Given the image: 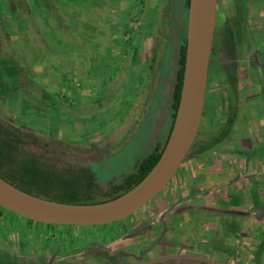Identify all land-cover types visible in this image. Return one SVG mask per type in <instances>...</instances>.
I'll use <instances>...</instances> for the list:
<instances>
[{"label":"rangeland","instance_id":"rangeland-1","mask_svg":"<svg viewBox=\"0 0 264 264\" xmlns=\"http://www.w3.org/2000/svg\"><path fill=\"white\" fill-rule=\"evenodd\" d=\"M185 1L0 0V57L4 60L0 62V120L27 135L32 143L30 149L46 154L55 164L91 169L102 189L120 183L154 148L152 140L157 138L154 129L158 114L165 115L164 123L169 121L165 86L178 69L180 45L187 39L189 11ZM226 2L218 0L216 45L221 36L224 44L229 32L235 37L239 25L246 40L244 45L254 46L263 56L264 29L250 32L241 21L247 20V11L241 13L235 8L227 13ZM130 32L132 41L124 43ZM78 63L82 69H78ZM230 63L227 65L222 56L211 55L207 103L212 109L204 111L199 134L179 168L180 175L154 200L126 220L93 227L29 225L24 224L27 223L24 218L0 209V264H116L115 260L118 264L126 257H114L112 249L98 257L88 256L97 253L101 244L109 243L113 248L121 245L124 238L128 242L140 233V226L150 228L159 221L165 222V226L169 224L166 237L161 239L160 252L176 254L171 243H182L194 252L202 250L197 240L174 239L181 232L178 225L183 221L172 217L176 205L183 209L201 205L200 199L196 204L189 202L201 196L200 190L192 191L191 184L184 189L178 187L181 176L191 169L201 174L206 138L211 139L213 146L251 140L257 125L255 118L264 116V102L253 117L252 107L249 114L245 110L250 108L251 101L244 109L239 108V98L224 87L237 83L228 78L225 81V75L232 76ZM120 66L125 68L119 70ZM262 71L259 74L248 70L249 79L264 83V68ZM149 72L150 86L152 81L157 82L154 89L146 91L136 86L134 79L144 75L148 79ZM8 76L12 77L11 88L7 87L9 80L4 79ZM263 89L260 90L264 97ZM226 91L231 95L227 105L222 98ZM220 117L221 126L226 128L225 138L218 132ZM260 121L264 124V117ZM235 148L238 157L251 160L242 143ZM198 157L195 166L190 165ZM261 183L258 178L252 183L254 200L259 203L257 192ZM256 207L250 219L255 242V255H251L250 263L264 264V218L256 215ZM157 208L161 211L157 212ZM188 216L196 228L202 226L198 223L203 216L201 209L191 210ZM90 243L95 245L87 249ZM215 251L221 253L226 249L217 241L211 244L210 255ZM227 252L231 253V249ZM141 258L126 260L138 264ZM216 262L225 264L222 258ZM242 264L249 262L245 259Z\"/></svg>","mask_w":264,"mask_h":264},{"label":"water","instance_id":"water-1","mask_svg":"<svg viewBox=\"0 0 264 264\" xmlns=\"http://www.w3.org/2000/svg\"><path fill=\"white\" fill-rule=\"evenodd\" d=\"M218 0H190L187 51L180 103L164 151L146 177L113 200L68 204L29 194L0 176V207L34 223L54 226H105L138 213L174 179L192 149L202 123ZM188 259L218 264L205 257H162L143 264Z\"/></svg>","mask_w":264,"mask_h":264},{"label":"crops","instance_id":"crops-1","mask_svg":"<svg viewBox=\"0 0 264 264\" xmlns=\"http://www.w3.org/2000/svg\"><path fill=\"white\" fill-rule=\"evenodd\" d=\"M260 7H264V0H250V15L248 16L249 21L252 23V30L256 32L261 31V25H264V13L262 19H259L260 16H257V10ZM264 10V8H262ZM248 15V14H247ZM130 35V36H129ZM127 36V38L123 39L124 43L131 42V32ZM258 38L261 39L260 36ZM151 41V40H150ZM153 40L150 42L154 45ZM149 45V43H148ZM116 48H119L118 46ZM257 53L256 59L258 64L252 68H246V63L244 62V66L242 71L252 70V72H256L261 74L263 71V66L259 64V60L261 59L260 51L257 49L254 50ZM143 49L141 51V55L143 56ZM248 54V53H247ZM144 59L149 62L145 56ZM136 67V66H135ZM90 68V65L87 67ZM125 68V66H120L119 70ZM78 69H82L80 63H78ZM133 69V68H131ZM147 68L141 70V72L146 71ZM85 70V69H83ZM151 70V69H150ZM150 73V72H149ZM147 79L146 76H140L138 79H134V83L136 86H140L146 91L149 89H154L156 87V80L152 81V85L150 86V77ZM175 75H171L170 80L166 83L165 86V94L167 98V106L169 107V121L164 123L166 118L165 115L160 112L158 114V121L156 123V127L154 129V137H157L152 140L154 143V147L159 144H164L167 140L169 129L172 122V110H171V93L173 90V83L175 80ZM86 77V76H85ZM148 80V81H147ZM264 83L259 80H245L241 81L240 83H236L235 85L232 84L234 88L235 97L239 98L240 102L238 103L239 108L247 107V102L251 101L250 108H246L248 114L251 111V115L254 114L253 117L258 115V111L262 109V102L264 97L261 93V88H264ZM230 87V86H229ZM238 89V90H237ZM264 90V89H263ZM224 97V102L227 105V101L230 98V94L228 91L222 94ZM252 96V97H250ZM251 98V99H250ZM238 108V109H239ZM242 109V110H243ZM264 109V108H263ZM227 111L229 112V108L227 107ZM237 112V109L235 110ZM244 113V112H242ZM252 117V118H253ZM262 117L258 116L255 118L257 125L254 128L253 139H243L241 140L242 146L247 149L248 155L251 160H244L241 157H238V153L235 147L239 146L241 143L234 144L226 142L224 144H218L217 146H213L211 143V139L208 137L206 138V147H204V152L202 156V172L201 174L197 172L195 169H191L189 173L183 174L182 180L178 187L184 189L188 185H195L196 189L202 190L201 196H196V198H192L189 202H193L196 204L199 199L201 200V205H194L192 209H201L202 211V218L199 220L198 223L202 224V233L204 242H206L209 247L211 244L217 243L220 241L225 247L226 251H222L219 253L220 257H209L212 260H218L219 258L224 259L225 264H242L243 261L248 260L249 264H251V255L254 253V248L248 247V256L241 257V249L243 248L242 243L240 242V232H241V224L238 222L240 220L239 215L242 214L244 209V199L247 197L251 198V194L253 190H255L254 186L252 185L253 179L258 178L262 180L264 183V124H261ZM220 117V122L221 123ZM254 119V118H253ZM223 126H219V134H223L224 138L226 128ZM208 145V146H207ZM199 157L191 160L192 162L190 165L195 166L196 162H198ZM180 175L177 173L176 176ZM186 183V185H184ZM245 184L249 185V188L243 191V186ZM188 189V187H187ZM190 190V189H188ZM167 210V209H165ZM183 208L180 207V204L176 205V211L173 212V218L175 215H180L183 213ZM164 214V213H163ZM247 214L250 216V219L253 218L254 213L251 209L247 210ZM186 216V215H184ZM184 220L182 221L183 229L188 230V218L183 217ZM196 218V217H195ZM184 222V223H183ZM27 224V223H24ZM33 225L38 226V223H34ZM250 226V222H249ZM253 228L251 227L250 234H252ZM216 233H218V238L216 241ZM213 234V239L211 235ZM171 236V235H170ZM251 236V235H250ZM175 237V236H174ZM172 238V237H169ZM184 239V238H183ZM185 240V239H184ZM253 243L252 237L248 241V246ZM231 249V253H228L227 250ZM210 250V248H209Z\"/></svg>","mask_w":264,"mask_h":264},{"label":"trees","instance_id":"trees-1","mask_svg":"<svg viewBox=\"0 0 264 264\" xmlns=\"http://www.w3.org/2000/svg\"><path fill=\"white\" fill-rule=\"evenodd\" d=\"M190 0L185 1L189 11ZM13 18V17H12ZM3 20V19H2ZM4 22V21H3ZM42 31V30H40ZM187 39L179 49L178 69L171 93L172 122L165 143L152 149L137 165L134 172L125 176L120 183H111L106 189L89 168L59 166L46 154H37L30 148L32 143L24 133L9 128L0 120V176L29 194L68 204H96L120 197L139 184L158 163L173 128L179 107L186 61ZM0 62H4L0 57ZM9 77V76H8ZM7 87L11 88V79ZM2 83L1 86L5 87ZM0 209H3L0 207ZM6 212H9L3 209ZM11 213V212H10ZM14 214V213H13ZM21 218V217H19ZM27 224H34L26 220ZM39 224V223H38ZM52 226V225H48Z\"/></svg>","mask_w":264,"mask_h":264},{"label":"flooded vegetation","instance_id":"flooded-vegetation-1","mask_svg":"<svg viewBox=\"0 0 264 264\" xmlns=\"http://www.w3.org/2000/svg\"><path fill=\"white\" fill-rule=\"evenodd\" d=\"M225 1H228L224 4L225 5L224 6L225 11H227V13L230 10H233L236 8V10L241 12V13L243 10H246L248 16L250 15L249 14L250 10H251L250 0H225ZM226 6H227V8H226ZM262 8H264V7H260L261 10L260 9L257 10V14H258L257 16H260L259 19H262V17H263L264 12H263ZM248 16H246L247 20L242 18L241 21H243L244 24H247L250 32H252L253 30H252V26L250 25L251 22L249 21ZM229 17H231V16H229ZM226 18L228 19V17H226ZM236 27L239 28L240 26L236 25ZM238 28H236L235 34L232 33L235 37L231 36L230 35L231 33L228 31L229 35L227 34L228 39L225 38V43L221 44L222 43V41H221L222 36H221L220 41L217 45H216L217 35H216V31H215V39H214V45H213V50H212V56L213 55L222 56L225 63H227V65H228V61H231L229 68L232 71V74H231L232 76L226 77V75H225V81H227V78H228L229 80H231V82L236 80L237 83H240L241 81L250 80L248 73H247L248 70H246L245 72H244V70L242 71L243 66H244V62L246 63L245 64L246 68H250V67L254 68L258 64V61L256 59L257 53L254 52V46L244 45L246 40L243 37V30L238 29ZM263 29H264V25L262 24L261 30H263ZM246 53H248V54L250 53L251 54L250 57H248L246 55ZM240 54H241V56L242 55L243 56L241 57ZM244 56H246V57H244ZM259 61H260L259 64H261L264 67V54H263V56H261V59ZM234 62H235V64H234ZM236 82H234V83H236ZM224 83L226 84V82H224ZM229 86L230 85L226 84L224 87H226L227 89L230 88L231 94L235 95L236 92L234 91V88L229 87ZM207 92H208V87H207ZM207 92H206L204 111H206L207 109H210V110L212 109V107L208 106V103H207V101H208V98H207L208 93ZM250 97H252V96H250ZM222 98H223V96H222ZM223 104H224V102H223ZM261 184H262V186H260L261 189H259L257 192V193H259L260 203L258 201L254 200V190H253V192L251 194V198L247 197L244 199L243 202H244L245 207L242 211L243 213L239 215L240 220L238 222H240L239 224H241V229H240L241 230V232H240V235H241L240 239L241 240H240V242L243 245V248L241 249V254H239L241 257L248 256L247 255L248 254L247 248L248 247L254 248V245H255L254 244L255 242H253L251 245L248 246V241L250 240L251 237H252V241H253V236H252L253 234H250V230H251V226H249L250 216L247 214V210L251 209V211L254 212L253 210L255 209V206H257L256 208L258 210H257L256 215L260 218H264V183H261ZM191 186H192L191 187L192 191L200 190L202 193L201 188L196 189L195 185H193V184ZM248 188H249V185L244 183L243 191H245V193H246V190ZM261 206H262V208H261ZM155 210L157 212L161 211L160 208H157ZM191 210H193L192 207H188L187 209L183 210L182 214L175 215L174 218L175 217H177V218L186 217L187 215H189V212ZM160 214L162 215L163 213L161 212ZM184 215H186V216H184ZM187 218H188L189 229L184 230L182 228L183 224L181 221L178 225L179 229H181L180 230L181 232H177L178 234L174 237V239H177L180 237L181 239L184 238L185 240L188 239L189 241L197 240L198 241V247H200L202 245V250H197L196 252H194L192 250L186 249L185 245H183L182 243H180L178 245L171 243L170 247L177 250L176 254L168 255V254H163L162 252H160V250L162 248L161 247V239L163 237H166V235L168 233V229H169L168 228L169 224H167L165 226L164 225L165 222L159 221V222L155 223V225L153 227H150V228H143V226L142 227L140 226L139 227L140 233H138V235H136L134 237H130L131 240L128 242L125 241L124 239H126V238H124L123 243L119 246H115L112 248L109 243L108 244H101L99 246V248L97 249V253H94L88 257H98V254L102 253L103 251H108L109 249H112L114 251L113 252L114 257H126V258L131 257L135 260H136V257H142L138 264H143V263L148 262L150 260H155V259H159L162 257H205L208 259H210L209 257H220L219 256L220 252H218V251H215L214 255H212V256L210 255L209 245L207 243H206L207 245L204 244L205 242H204L203 233H202V226L196 228L193 225L194 220L190 219L191 217L189 218V216ZM183 220H184V218H183ZM216 235H217L216 236V241H217V239H219L218 233H216ZM184 239H183V241H185ZM151 240L154 241V243H150ZM199 243H201V244H199ZM92 245L94 246L95 244L90 243V245L87 249H90V247H92ZM79 249H81V248H78V251H79ZM81 250H84V249H81ZM115 250H116V252H115ZM124 250H126V251L124 252ZM79 254H80V252H78V256H79ZM253 254L255 255V248H254ZM253 254H252V256H253ZM144 257H149V260H147V261L143 260ZM126 258H123L122 260H120L118 262V264H128V263L131 264L130 260L129 259L126 260ZM117 259H119V258H117ZM170 261H172V260H166V261L155 263V264H191V263L187 262V261H190L188 259H179V260H174L173 262H170ZM192 261H195V260H192ZM115 262L117 264V260H115ZM198 262H200V261H198ZM202 263H204V262H202ZM204 264H206V263H204Z\"/></svg>","mask_w":264,"mask_h":264}]
</instances>
